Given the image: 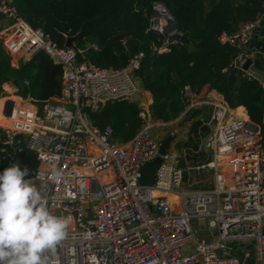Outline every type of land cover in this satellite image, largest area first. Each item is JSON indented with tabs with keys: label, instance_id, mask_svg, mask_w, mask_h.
<instances>
[{
	"label": "built area",
	"instance_id": "2783aa9c",
	"mask_svg": "<svg viewBox=\"0 0 264 264\" xmlns=\"http://www.w3.org/2000/svg\"><path fill=\"white\" fill-rule=\"evenodd\" d=\"M15 1L0 0V17L8 24L0 41L5 53L25 62L43 52L62 69L58 96L40 103L0 98V166L21 152L34 154L37 169L27 179L54 214L72 218L48 264H264V115L261 126L253 125L233 116L221 97L209 99L185 87L184 111L175 121L199 110L209 133L197 151L209 160L195 169L211 171V188L186 189V169L170 147L160 157L153 186H139L140 169L159 155L161 140L178 135L170 130L159 140L151 130H167L174 121L156 122L140 109L142 128L120 144L109 129L93 128L87 114L107 101H139L135 72L143 54L119 71L79 62L71 47L58 48L31 28ZM258 19L218 38L240 49L230 67L249 80H257L250 71L257 55L248 38ZM173 22L161 4L153 5L148 29L164 37L157 53L178 41ZM246 60L251 64L244 71ZM204 219L201 233L192 221Z\"/></svg>",
	"mask_w": 264,
	"mask_h": 264
},
{
	"label": "trees",
	"instance_id": "16d2710c",
	"mask_svg": "<svg viewBox=\"0 0 264 264\" xmlns=\"http://www.w3.org/2000/svg\"><path fill=\"white\" fill-rule=\"evenodd\" d=\"M154 4L166 9L179 35L162 53L155 50L162 46L164 37L148 29ZM15 7L31 28L41 30L58 48L75 37L70 47L77 60L98 69L119 71L142 53L135 77L151 96L149 115L156 122H172L181 115L185 87L196 93L207 87L221 96L229 109L243 107L248 121L261 126L264 89L257 80H249L230 67L241 51L220 44L218 38L255 22L264 14V0H16ZM253 65L262 69L264 59L257 58ZM6 85L13 87L18 97L46 101L61 91V65L38 52L13 67L0 45V98ZM139 111L137 102L117 100L107 101L87 115L93 128L100 132L109 129L113 140L121 144L142 128ZM241 112L238 109L236 113ZM184 118L189 125L179 166L187 162L196 168L208 160L205 152L197 150L209 129L202 125L199 110ZM15 159L34 175V154L24 151Z\"/></svg>",
	"mask_w": 264,
	"mask_h": 264
},
{
	"label": "clouds",
	"instance_id": "9594fccd",
	"mask_svg": "<svg viewBox=\"0 0 264 264\" xmlns=\"http://www.w3.org/2000/svg\"><path fill=\"white\" fill-rule=\"evenodd\" d=\"M19 162L0 172V264H48L70 227V216H58L27 177Z\"/></svg>",
	"mask_w": 264,
	"mask_h": 264
},
{
	"label": "crops",
	"instance_id": "0c3cea01",
	"mask_svg": "<svg viewBox=\"0 0 264 264\" xmlns=\"http://www.w3.org/2000/svg\"><path fill=\"white\" fill-rule=\"evenodd\" d=\"M7 25L8 24H7L6 20H4L3 18L0 17V41H1V39L5 38V32L4 31L7 28ZM248 48L251 49L257 55V58L264 59V14L259 17L258 24L249 34ZM19 62H20V60L17 57H14L11 60V65L13 67H17ZM250 71L256 76L257 80L261 84H264V67L262 69H256L253 65V66H251ZM3 91L5 94L4 100L11 99L12 97L15 96L14 95L15 89L9 85L4 86ZM199 93L201 96L207 97L209 99L215 98V97H221V96L217 95L216 93H214L213 91L209 90L207 87H204ZM142 95H144L143 97H144L145 102H143L141 99ZM139 97H140V99H139V101H137L139 108L149 113V106L152 103V99H151L150 94L141 89V94L139 95ZM238 109H242L241 114L236 113ZM233 116L246 117V119L248 120L246 112H245L243 107H238L237 109L233 110ZM175 122H177V121L174 120V123ZM185 133L186 134H184V136L182 137L183 141H186L187 133H188V127H187Z\"/></svg>",
	"mask_w": 264,
	"mask_h": 264
},
{
	"label": "rangeland",
	"instance_id": "374dc122",
	"mask_svg": "<svg viewBox=\"0 0 264 264\" xmlns=\"http://www.w3.org/2000/svg\"><path fill=\"white\" fill-rule=\"evenodd\" d=\"M144 95L141 96V99L143 102L144 100ZM140 99V97H139ZM141 101V100H140ZM206 111L209 112V109H205ZM189 125V122L185 120V118H181L177 122L173 123L171 127L167 130H163L161 128H153L151 130L152 134L156 136L159 140L162 137L166 136V133L168 131H172L174 129L178 130V135L176 138L172 141L170 144L169 152L173 154H178L177 156L179 157V163L181 160L184 159V143L186 141H183L182 137L184 134H186V129ZM200 144V143H199ZM209 160V156H208ZM206 162V161H205ZM185 167V176H186V183H185V188L189 190H197V191H203V190H208L211 188V174L210 170H197L193 167H190V164L185 162L184 164ZM193 227L195 230H199V232L202 233V230L205 231L206 229V220H194L192 221Z\"/></svg>",
	"mask_w": 264,
	"mask_h": 264
},
{
	"label": "water",
	"instance_id": "95a60500",
	"mask_svg": "<svg viewBox=\"0 0 264 264\" xmlns=\"http://www.w3.org/2000/svg\"><path fill=\"white\" fill-rule=\"evenodd\" d=\"M173 29H176L174 22H173ZM175 39H179L178 34H176ZM74 40H75V37L68 38L66 40L65 47L70 48L71 42ZM250 64H251L250 60H246V62L242 66V69L244 71H246L249 68ZM208 117L209 116L207 115V118ZM175 138H176L175 134H169L161 140L160 145H159V150H158L159 155L153 161H151L147 164H144L140 169V176L138 179L139 186H142V187L153 186L155 169L157 168V166L161 162L160 157L166 155L168 148L170 147V144L172 143V141ZM13 163H17V160L16 159L9 160V161L5 162L4 164H2L0 166V172H2L5 168L9 167Z\"/></svg>",
	"mask_w": 264,
	"mask_h": 264
},
{
	"label": "bare ground",
	"instance_id": "6f19581e",
	"mask_svg": "<svg viewBox=\"0 0 264 264\" xmlns=\"http://www.w3.org/2000/svg\"><path fill=\"white\" fill-rule=\"evenodd\" d=\"M154 10H155V12H158V13L162 12V9L158 6L154 7Z\"/></svg>",
	"mask_w": 264,
	"mask_h": 264
}]
</instances>
